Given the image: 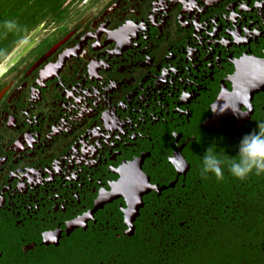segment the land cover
Segmentation results:
<instances>
[{"label": "flooded vegetation", "instance_id": "af4514ba", "mask_svg": "<svg viewBox=\"0 0 264 264\" xmlns=\"http://www.w3.org/2000/svg\"><path fill=\"white\" fill-rule=\"evenodd\" d=\"M62 9L1 26L0 264L262 254L264 174L217 181L199 165L212 145L237 157L264 122V89L231 96L264 73V0Z\"/></svg>", "mask_w": 264, "mask_h": 264}, {"label": "clouds", "instance_id": "9594fccd", "mask_svg": "<svg viewBox=\"0 0 264 264\" xmlns=\"http://www.w3.org/2000/svg\"><path fill=\"white\" fill-rule=\"evenodd\" d=\"M5 27H15L14 22L5 21ZM258 131L246 134L240 141L237 157H229L210 146L200 160V175L203 178L214 176L217 181L225 178V169L235 179L244 181L252 173L264 174V122L257 124Z\"/></svg>", "mask_w": 264, "mask_h": 264}, {"label": "trees", "instance_id": "16d2710c", "mask_svg": "<svg viewBox=\"0 0 264 264\" xmlns=\"http://www.w3.org/2000/svg\"><path fill=\"white\" fill-rule=\"evenodd\" d=\"M67 0H0V33L1 26L4 22V16L7 11L13 13L15 26L22 22V18L29 11L30 17L35 15V11L42 13L50 9L53 5L56 15L58 16L64 10L62 6ZM7 3V6L5 4ZM22 14V15H21ZM27 22H22L23 26ZM263 227V242H264V225ZM232 245L230 255H225L217 258H201L198 264H264V251L262 254L249 255L247 247Z\"/></svg>", "mask_w": 264, "mask_h": 264}, {"label": "water", "instance_id": "95a60500", "mask_svg": "<svg viewBox=\"0 0 264 264\" xmlns=\"http://www.w3.org/2000/svg\"><path fill=\"white\" fill-rule=\"evenodd\" d=\"M263 67H264V64H263ZM239 73L242 74V71H240ZM263 89H264V73L262 74L260 72V73H257L254 77H252V80L245 79L244 82H241L239 80V85L237 87H235L234 92H233V94H231V96H233L236 101L237 100L246 101L245 100L246 97L248 99H251L254 96V94H256L257 92H259ZM224 100L222 101L223 103H224ZM222 102H221V104H222ZM237 105L238 104L235 102L233 104V109L235 107L238 108ZM232 112H235V111H232ZM232 114L234 115V113H232ZM223 122H225V121H223Z\"/></svg>", "mask_w": 264, "mask_h": 264}, {"label": "rangeland", "instance_id": "374dc122", "mask_svg": "<svg viewBox=\"0 0 264 264\" xmlns=\"http://www.w3.org/2000/svg\"><path fill=\"white\" fill-rule=\"evenodd\" d=\"M74 4H77V5H75L74 7H72V10L73 11H75V10H77V9H80V7H82V6H80V4L78 5V3H76V2H74ZM29 13V11L27 12V14ZM27 29V28H26ZM25 29V30H26Z\"/></svg>", "mask_w": 264, "mask_h": 264}]
</instances>
